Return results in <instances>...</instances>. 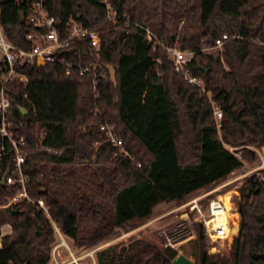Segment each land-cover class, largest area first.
<instances>
[{
  "label": "trees",
  "instance_id": "1",
  "mask_svg": "<svg viewBox=\"0 0 264 264\" xmlns=\"http://www.w3.org/2000/svg\"><path fill=\"white\" fill-rule=\"evenodd\" d=\"M56 18L73 15L100 33V47L74 39L62 56L76 61L100 58L113 76L92 80L63 62L25 64L27 82H7L10 116L27 136L22 163L0 132V264H46L56 226L78 245H91L134 219L151 217L166 200L182 201L203 186L226 177L253 159L249 144H264V0H112L121 12L150 26L154 34L195 50L192 73L202 78L223 110L220 126L211 98L188 82L154 48L141 27L127 31L107 19L99 0H43ZM8 36L28 46L20 10L28 0H0ZM224 32L236 33L222 50L204 52ZM24 107L26 112L21 108ZM103 120L134 156L115 153L100 128ZM232 146V147H231ZM140 162V164H139ZM14 175V181H7ZM42 196L48 210L25 195ZM240 230L228 254L208 251L205 226L195 223V264H264V178L255 173L240 186ZM96 264H172L164 246L145 236L111 242L96 250Z\"/></svg>",
  "mask_w": 264,
  "mask_h": 264
},
{
  "label": "built area",
  "instance_id": "2",
  "mask_svg": "<svg viewBox=\"0 0 264 264\" xmlns=\"http://www.w3.org/2000/svg\"><path fill=\"white\" fill-rule=\"evenodd\" d=\"M106 10L107 19L112 20L114 23H122L126 26L127 31L135 27H141L145 30L147 40L153 43L154 48H162V53L154 58L158 61L162 60V54H166L168 58L173 61L175 69L184 78L193 84L199 85L204 92L212 100L215 119L220 124L223 110L220 105L212 99L211 92L207 89L202 78L192 73L190 63L192 62L195 50L182 48L179 39L174 41L166 38L159 37L153 33L150 26L136 21L130 14L120 11V9L112 3V0H99ZM25 11V10H24ZM26 26V38L30 42L28 46L21 45L14 42L4 29L1 20V7H0V132L4 141H8L14 150L16 156V166L20 173V180L22 183L25 181L23 175L22 163L26 159L27 153V136L25 134H18L15 128L21 126L23 121L15 123L10 116V109L12 101L7 90V82L13 77H19L24 82H27L28 76L20 68L25 64L44 65L48 62H63L66 65V72L70 73L73 70L79 74L89 77L94 87L97 89L101 79L107 78L109 75L113 76V65L100 58L90 59L88 61H76L72 58L62 56V50L71 46L73 40L86 37L89 40L91 47L96 50L99 49L101 39L100 33L92 27L83 23L81 20L73 15L63 18H56L50 13L45 6L43 0H28V12L25 11L24 19ZM60 22V25L58 24ZM238 34H230L224 32L216 38V43L210 46L206 41L202 43V50L211 53L215 50H221L224 42ZM114 124L103 120L100 128L105 133L106 139L115 147V153L129 155L131 159L134 156L130 154L129 150L124 145L123 139L117 134L114 129ZM5 148V142L0 148L1 151ZM140 164V162H139ZM16 177L9 175L7 181H14ZM20 195H25L33 202L44 207L48 210V206L42 196L37 198L31 197L27 191L25 184L23 190L14 195L4 205H9L15 202ZM231 208H228L226 201L222 197L212 198L208 204V217L204 218L207 236L212 241L225 240L231 241L233 236L239 230V209L233 206L231 201ZM1 205V204H0ZM229 210L230 213L228 212ZM224 215V216H223ZM57 230L61 232L58 226ZM2 231L0 230V245L2 243ZM61 243H56L52 250V257L55 259V264H64L65 259H57L56 247Z\"/></svg>",
  "mask_w": 264,
  "mask_h": 264
},
{
  "label": "rangeland",
  "instance_id": "3",
  "mask_svg": "<svg viewBox=\"0 0 264 264\" xmlns=\"http://www.w3.org/2000/svg\"><path fill=\"white\" fill-rule=\"evenodd\" d=\"M248 146L255 152L253 159L245 158L243 166L234 169L223 179L193 190L182 201L166 200L159 202L150 218L129 221L116 227L114 232L104 238L87 246L76 244L73 239L59 232L56 228L51 249L53 250L56 243H61L56 247V253L58 252L56 256L58 260L64 258V264H94L97 249L111 242L123 241L128 243L135 237L145 236L162 246L171 243L180 252L191 257L193 264H195L197 261L195 251L198 247L195 223L202 222L205 226L204 218L208 217L209 201L212 198L228 196V199L233 201V206L239 209L240 186L245 177L255 173L264 178V144H249ZM239 219L240 230L241 212H239ZM235 235L231 241L227 239L212 241L206 233L208 251L215 254H228ZM55 262L51 256L46 264H55Z\"/></svg>",
  "mask_w": 264,
  "mask_h": 264
},
{
  "label": "water",
  "instance_id": "4",
  "mask_svg": "<svg viewBox=\"0 0 264 264\" xmlns=\"http://www.w3.org/2000/svg\"><path fill=\"white\" fill-rule=\"evenodd\" d=\"M25 16V11L22 9L20 10V19L23 20ZM60 25V22H58ZM24 112H26V109L24 107L21 108ZM1 183L5 182V177L0 176ZM164 252L167 254L169 258L172 259V264H193V260L188 255L184 254L183 252H180L177 247L172 245L171 243H167L164 246ZM253 255L255 257L263 256L264 252H254Z\"/></svg>",
  "mask_w": 264,
  "mask_h": 264
},
{
  "label": "crops",
  "instance_id": "5",
  "mask_svg": "<svg viewBox=\"0 0 264 264\" xmlns=\"http://www.w3.org/2000/svg\"><path fill=\"white\" fill-rule=\"evenodd\" d=\"M0 230L2 231V234L9 233L12 230V225L10 223H5L0 227ZM94 264H96V260H94Z\"/></svg>",
  "mask_w": 264,
  "mask_h": 264
},
{
  "label": "bare ground",
  "instance_id": "6",
  "mask_svg": "<svg viewBox=\"0 0 264 264\" xmlns=\"http://www.w3.org/2000/svg\"><path fill=\"white\" fill-rule=\"evenodd\" d=\"M224 199H225V201H226V204H227V206H228V208H231V202H230V200L228 199V196H224ZM230 211L231 210H229L228 212L230 213ZM231 214V213H230ZM224 216V215H223Z\"/></svg>",
  "mask_w": 264,
  "mask_h": 264
}]
</instances>
